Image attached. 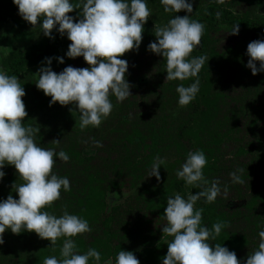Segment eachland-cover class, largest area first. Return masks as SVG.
<instances>
[{"label": "clouds", "instance_id": "clouds-1", "mask_svg": "<svg viewBox=\"0 0 264 264\" xmlns=\"http://www.w3.org/2000/svg\"><path fill=\"white\" fill-rule=\"evenodd\" d=\"M13 3L22 19L44 36L54 38V30L61 36L66 34L71 41L66 56L83 57L90 66H68L57 73L51 68L52 59L46 58L48 66L39 69L36 87L51 98L50 106L75 105L80 114V128H98L113 111L111 97L118 102L132 97L126 79L128 62L119 57L139 50L144 25L151 16L148 0H13ZM160 4L172 18L166 25L155 28L157 40L148 45V50L164 58L166 81L181 82L176 88L178 104L185 107L196 99L200 91L198 74L205 62L209 63L204 55H191L201 45L205 25L192 18L193 4L189 0H160ZM76 9H80L79 17L69 15ZM182 11L189 15H177ZM220 15L217 13V19ZM231 34L239 35V24L233 26ZM247 54L250 57L247 67L252 74L264 72V39L249 43ZM57 59L60 64L64 63V58ZM193 78L195 82L184 85V81ZM25 95L21 80L0 69V182L6 175L3 171L6 166H14L23 181L13 185L18 199L9 195L6 200H0V245L4 244L3 234L7 230L14 234L35 232L41 239L49 240L53 249L58 241H63L60 258L46 257L43 264H101L102 255L95 248L83 254L77 250L75 238L91 231L89 222L67 210L60 216L47 210L61 199L62 191L71 190L69 178L54 171L57 160L67 163L70 156L63 150L57 152L36 142L40 128L24 123L28 115ZM96 144L102 146L99 142ZM165 163L158 156L149 177L159 180V170ZM207 163L202 150L189 152L176 172L186 186L201 190L196 194L189 192L187 198L179 193L167 198L163 215L167 223L162 232L172 239L167 243L163 264H264V229L258 232V248L246 260H238L234 251L219 243H210L228 225L217 222L209 229L203 224V208H197L196 204L201 199L215 203L218 197L226 198L229 188L222 187L219 180L210 182L205 177ZM243 173V168L231 172L232 183L244 184ZM115 264H140V261L133 252L120 250Z\"/></svg>", "mask_w": 264, "mask_h": 264}, {"label": "trees", "instance_id": "trees-1", "mask_svg": "<svg viewBox=\"0 0 264 264\" xmlns=\"http://www.w3.org/2000/svg\"><path fill=\"white\" fill-rule=\"evenodd\" d=\"M204 13L205 17L198 19L199 22H204L205 30L201 45L193 51L197 57L208 49L205 31L212 26H217L220 22L232 27L239 24V29L245 31L252 42L264 39V17H234L231 13L216 6L208 7ZM217 13L221 14L219 19H217ZM9 24L23 30H38L22 19L13 0H0V30ZM143 34L151 42V27L148 22L144 25ZM53 37L46 41L44 48L38 49L31 55L19 54L9 58L8 66L13 69L16 75H19L29 68L44 64L46 58H51L52 63L55 62L62 39L69 43L71 41L68 40L66 34L61 36L55 30ZM248 45L243 46L239 43L235 48H230L228 55L231 58L229 60L230 71H238L239 87L243 89L242 98L237 102L248 101L251 97L253 100H260L261 107L250 126L242 124L238 127L234 125L228 131L214 134L209 141L202 143L203 134L199 133L205 134L210 129V125L217 122L215 113L219 111L221 104L225 114L223 121H229L232 118L235 120L236 117L238 107L235 106V99L229 97L231 99L229 100L223 94H216L213 96L214 104L210 101L204 104L202 111H205L206 116H203L202 122L197 125L199 131L204 130V132H195L190 135V137L196 138L198 144L192 146L188 151L179 145V141L187 142L183 131L186 124L184 126L179 124L180 131L173 135L172 130L176 120L169 121V118L166 117L157 118V120L156 117H152L149 120H138L139 123L137 120L131 123L129 115L122 116L118 124L123 130L113 132L114 138L111 139V148L108 150L99 147L91 149L87 145H82L78 136L74 137L73 144L68 139L62 140L61 138L58 140L61 142L60 144H47L41 137H36V142L40 146L55 149L57 152L63 150L70 156L67 163L57 160L54 171L62 177L69 178L71 190L69 192L62 191L61 199L47 210L53 213V210L64 206L70 214H76L86 219L91 229L94 224L98 226L97 231L75 238L80 254L85 253L89 248H95L102 255L101 264H105L109 260L115 264V257L122 250L136 253L138 257L141 256V260L137 257L140 264H163V258L168 252L167 243L172 239L162 232L163 226L167 223L163 215L167 206L168 186L170 183L182 196L187 198L184 190L185 182L177 178L176 172L186 161L187 154L197 150H202L207 157L208 163L205 170L208 174L216 175L221 171L231 173L237 168H243V179L245 183L248 182V188L254 192L253 195L247 196V200L239 197L241 202L246 200V203L235 212L221 201L215 203H206L203 199L199 201L200 206L197 208L204 210L203 224L206 227L211 229L212 225L217 222L228 225L222 229L220 236L210 243L213 245L219 243L230 251H234L238 260H241V255L248 249L258 248L260 239L258 232L264 229V181H261L259 187H255L252 179L262 174L261 170L264 167V156H261L262 148L260 146L264 137L261 135L262 133L255 132V128L264 123V72L254 76L251 69L247 67L250 59L247 54ZM149 53L151 52L148 51ZM153 56L156 61L152 60L145 64L149 71L145 76L137 74L136 71L132 74L126 73L127 81L131 86L132 101L137 103L140 99L152 95L153 98L157 96L159 102L163 101V109L167 105L170 108L172 97L179 100L176 88L181 82L166 81L164 58L155 53ZM257 66L259 67V62H257ZM192 80L183 83L188 86ZM144 89L145 92L142 94ZM167 96L170 99L166 98ZM25 106L28 115L24 123L26 126H30L33 112L27 103ZM209 132L216 133L213 129ZM108 138L109 135L104 137L107 140ZM172 143L175 146L177 144L179 149L175 162L164 159L165 155L163 154ZM107 151L109 154L106 156ZM158 156L166 161L159 170V180L155 176H147L152 163ZM3 171L6 175L0 182V189H4L13 198L18 199L13 185L23 181L19 179L17 172L9 171L8 168H4ZM141 186V193L138 196L142 202L128 206L129 212L138 214L136 220L124 219V213H120L119 208L107 210L106 194L111 188L132 192L136 189L139 190ZM230 187H234V185L231 183ZM238 223L244 226L243 233H235L230 230L231 225H235L236 228ZM31 233L34 232L23 231L20 234H14L7 230L3 234L4 244L0 245V249L7 244V241L10 240L13 244ZM62 244V240L58 241L53 249L49 240H43L38 236L33 245L23 247L18 254L10 250L0 254V264H43L44 259L51 256L59 259Z\"/></svg>", "mask_w": 264, "mask_h": 264}, {"label": "rangeland", "instance_id": "rangeland-1", "mask_svg": "<svg viewBox=\"0 0 264 264\" xmlns=\"http://www.w3.org/2000/svg\"><path fill=\"white\" fill-rule=\"evenodd\" d=\"M189 2L193 4V13L191 14L192 18L196 20L205 17L204 11H206V9L211 6H216L220 9H223L231 13L234 17H264V0H225L224 3H218L217 0H189ZM148 7L151 9V16L148 19V23L151 27V42H149L145 34H143V40L138 51L133 50L131 52L125 53L122 57H119L120 59L127 60V73L130 74H132L134 71H136L137 74L144 76L148 74L149 71L145 64L152 60L156 61L155 57L153 56V52L150 51L151 53L148 54V45L157 40L155 36V28L166 25L172 18V14L164 12L163 6L160 4V0H148ZM79 13L80 9H76L69 15L73 17H79ZM177 15L183 17L189 14L182 11L177 13ZM232 30L233 27L231 25L220 22L217 26H212V28H209L205 31L208 49L202 55L208 58L209 63L206 61L201 72L198 74V78L200 80V91L196 99L191 104L181 107L178 104V100L172 97L170 108L167 105L165 106V109H163V101L159 102L157 96L153 98L152 95H148L146 96L147 98L140 99L137 103L132 101V97H129L123 102H118L113 96L111 97L112 103L114 105L113 111L106 119L103 120L102 124L98 128L89 126L85 129H81L79 126L80 114L78 108H76L75 105L70 104L67 106H61L59 103H57L50 106L51 98L46 96L42 90L36 87V82L38 80L37 74L41 67L48 66L46 62L36 67L29 68L19 75H16L13 69L8 66L9 62L7 63V60L9 58L18 56L19 54L31 55L38 49L44 48V45L49 38L44 36L42 32H39V29L36 31H28L26 29L23 30L17 28L13 26V24H9L1 28L0 69H3L9 75L17 76L21 80V84L24 86L26 92V95L23 98L24 103H27L33 112L30 120V126L34 128H40V133H37L36 137H41L47 144H50L55 140H60V138L62 140L68 139L71 144H73L74 137L78 136V139L82 145H87L91 149H96V147H98L96 142H99L100 145H102L99 148L108 150L111 148V139L114 138L112 136L113 132L116 130H123V128L118 124L119 120L122 118V116L124 117L125 115H129L131 123H133L135 120H149L152 117H156V120L157 118L162 119L165 117L167 119L169 118V121L176 120L172 130L173 135H176L177 132L180 131L179 124L183 126L186 124V127L183 131L187 142L184 143L183 141H179V145L188 151L192 146H197L196 144H198L196 138L190 137V135L195 132H204V130L199 131L197 125L202 122V117L206 116L205 111H202V109H204L205 102L206 104L207 101H210L213 104L215 103V100L213 102L214 95L223 94V96L229 100H231L230 98H234L235 106L238 107V109L235 120L232 118L233 120L231 119L229 121H223V116L225 114L222 111L223 105L221 104L219 106V111H216L215 113V116H217L215 121L217 122H214L212 125H210V129L206 131L205 134L199 133L201 135L203 134L201 139L202 143L209 141L211 136L214 134L228 131L234 125H237L238 127H240L242 124L243 126H250L252 120L261 107L260 100H253V97L248 99V101H243L240 103L237 102L242 98L243 94L241 93L243 92V89L239 87L240 82L237 79L238 71H230L229 60L231 58L230 55H228V51L231 50L230 48H235L239 43L244 46L248 45L252 41H250L245 31L239 29V35H232ZM69 44L70 43L67 40L62 39L57 52V58H64V63L60 64L56 58L55 62L51 64L53 71L60 73L68 66L75 68L90 67L83 57L70 59L66 56ZM191 55L193 57H197L193 53ZM193 82H195V78H193L191 83ZM145 89L142 91V94L145 92ZM166 98H168V96ZM211 129H213V131L216 133L211 134L209 132ZM255 132L259 134L260 130L255 129ZM107 135H109L108 140L104 139V137ZM261 135L264 137V133ZM252 139L254 141L255 138L253 137ZM260 143L262 148L261 156L263 157L264 138ZM178 150L177 144L176 146L173 143L170 144V146L167 147V150L163 153L165 155H163L164 159L175 162L177 160L176 158L178 157ZM108 152L109 151L106 152V156L109 154ZM5 168H8L9 171L14 173L17 172L14 166H6ZM261 171L262 174L252 179L255 187H259L261 181H264V167ZM229 174L230 173L227 171H221L220 174L211 175L208 174L204 169V175L210 182L213 180H219L222 187L224 185L228 186V196L226 198L223 196L218 197L217 201L227 204L235 212L239 207L246 203V200L248 199L247 196L253 195L254 192L252 189L248 188V182L244 184H233ZM231 183L234 185V187H230ZM142 186L139 188V190L136 189L132 192L114 190V188H111V190L107 191L106 194L107 210L111 211L113 208H119L121 210L119 212L124 213V219L136 220L138 214L136 212H129L128 206L142 202L141 198L138 196L141 193ZM184 190L188 195L189 192L196 194L201 189L192 188L185 185ZM177 193L181 194L169 183L167 194L168 197ZM9 194L10 193L5 192L4 189H0V200H4ZM239 197L246 200L241 202ZM198 206H200L199 201L196 204V207ZM65 210H67V208L62 206L59 209L53 210L54 212L52 214L60 216ZM75 210L78 211V209ZM96 225L97 224H94L90 231L91 233L98 230L96 229L98 227ZM231 226L230 230L235 233H243L245 231L244 226H241L239 223L237 224L236 228L234 227L235 225ZM90 232L85 233L84 235L87 236ZM37 239L38 235L34 232L25 238L19 239L17 242H13V244L9 240L7 241V244L0 249V254H3L9 250L15 254H18L22 251L23 247L33 245ZM252 251L254 250L248 249L243 255H241L240 259L246 260ZM134 254L137 258V254ZM138 258L141 260V256Z\"/></svg>", "mask_w": 264, "mask_h": 264}, {"label": "flooded vegetation", "instance_id": "flooded-vegetation-1", "mask_svg": "<svg viewBox=\"0 0 264 264\" xmlns=\"http://www.w3.org/2000/svg\"><path fill=\"white\" fill-rule=\"evenodd\" d=\"M255 129L260 130V133H262V132L264 133V131H262V130H264V123L261 126L256 127Z\"/></svg>", "mask_w": 264, "mask_h": 264}]
</instances>
